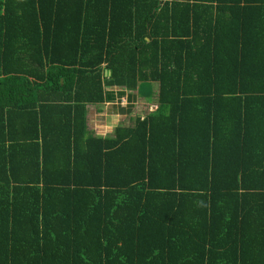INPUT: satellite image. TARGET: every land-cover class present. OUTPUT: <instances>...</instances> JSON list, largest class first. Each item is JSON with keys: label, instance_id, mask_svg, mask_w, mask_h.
Segmentation results:
<instances>
[{"label": "trees", "instance_id": "1", "mask_svg": "<svg viewBox=\"0 0 264 264\" xmlns=\"http://www.w3.org/2000/svg\"><path fill=\"white\" fill-rule=\"evenodd\" d=\"M0 264H264V0H0Z\"/></svg>", "mask_w": 264, "mask_h": 264}, {"label": "crops", "instance_id": "2", "mask_svg": "<svg viewBox=\"0 0 264 264\" xmlns=\"http://www.w3.org/2000/svg\"><path fill=\"white\" fill-rule=\"evenodd\" d=\"M154 85L152 84V87ZM156 87V85H155ZM154 88V87H153ZM113 91H117L116 89H111ZM120 92V91H119ZM140 97V98H139ZM128 98H130V96H128L127 93H123L121 92L120 95L111 98V100L109 99L108 101H106L103 107V110L99 113L96 114V112H94L93 109H97L98 106H96L95 108L89 109V120L90 122L94 119L93 123L94 125H96L98 128H101L100 125L105 123L106 121H113L115 119V125L117 124V121H121L124 125H128L130 123V120L132 118H134L136 115L142 116L145 112H150L155 110L156 108V104H154V102L149 101L148 99H145L144 97H142L141 95H137L136 98L134 100H132V98L129 100ZM140 99H143V101H140ZM103 104L99 105L102 106ZM138 104V105H137ZM135 105L140 107V110H134ZM116 108L118 109H124L123 112H120L119 110L113 114H109L107 109H114ZM102 119L101 122H98L99 119ZM126 122V123H125ZM93 123H91L93 125ZM93 128V127H92ZM103 130V129H102ZM112 129L108 132V134H111ZM106 132H104L105 134ZM107 134V133H106ZM105 134V135H106Z\"/></svg>", "mask_w": 264, "mask_h": 264}, {"label": "rangeland", "instance_id": "3", "mask_svg": "<svg viewBox=\"0 0 264 264\" xmlns=\"http://www.w3.org/2000/svg\"><path fill=\"white\" fill-rule=\"evenodd\" d=\"M154 86V88L153 87H150V91L152 90V88L154 89V91L156 90V87H155V84H153ZM152 86V85H151ZM146 87V86H145ZM106 93H107V95H108V97H109V99L111 100V98H114V97H116V96H118L117 94L119 93V94H121V92H119V91H113V90H109V89H106ZM140 101H143V99H140ZM104 105L105 104H103L102 106H98V108L97 109H93L94 110V112H96V114H99L102 110H103V107H104ZM138 105V104H137ZM137 105H135V108H134V110L136 111V110H140V107L139 106H137ZM93 121H94V119L91 121V123H93ZM115 119L113 120V121H106L105 123H103V124H101L100 125V127H102V129L103 130H101L100 128H98L96 125H94V123H93V125H92V127H94V128H96V133L98 134V131L99 130H101L102 132L101 133H103V135H104V132H106L105 134L106 135H109L108 134V132L111 130V129H113V127L115 126ZM126 123V122H125Z\"/></svg>", "mask_w": 264, "mask_h": 264}, {"label": "water", "instance_id": "4", "mask_svg": "<svg viewBox=\"0 0 264 264\" xmlns=\"http://www.w3.org/2000/svg\"><path fill=\"white\" fill-rule=\"evenodd\" d=\"M105 74H108V73H105Z\"/></svg>", "mask_w": 264, "mask_h": 264}]
</instances>
